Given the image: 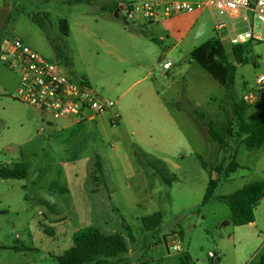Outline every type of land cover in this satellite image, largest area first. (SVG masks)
Masks as SVG:
<instances>
[{"label": "rangeland", "instance_id": "obj_1", "mask_svg": "<svg viewBox=\"0 0 264 264\" xmlns=\"http://www.w3.org/2000/svg\"><path fill=\"white\" fill-rule=\"evenodd\" d=\"M104 1L0 0V50L19 38L74 78L90 75L98 93L116 102L93 118L55 120L14 97L20 72L0 59V161L30 163L27 178L0 177V264H58L57 256L73 244L74 232L88 225L122 232L129 250L121 256L127 264H256L264 246V198L255 221L236 226L218 196L264 178L260 150L240 145L237 159L246 167L241 165L232 180L221 179L215 196L202 204L209 179L217 175L215 166L228 161L230 153L210 137L194 109L221 133L231 126L232 141L237 130L235 121L229 122L233 102L224 87L191 57L196 46L217 36L210 12L194 10L192 19L168 36L166 18H160L153 25L160 32L155 35L151 25L114 15L127 0L114 9ZM62 20L69 24L68 34ZM123 27L141 35L135 51ZM255 31L264 36V23L256 20ZM219 39L232 53L225 32ZM125 51L140 66L129 58L123 61ZM244 57L246 62L234 60L237 102H245L256 75L264 72V41L249 42ZM166 60L173 65L163 71ZM219 107L220 115L210 117V110ZM118 109L128 124L114 118ZM262 110L264 94L247 106L245 118ZM170 114L182 138L167 120ZM161 150L179 166L155 163L154 157L166 156ZM97 159L105 182L94 165ZM154 212L162 214V223L147 230L142 217ZM179 230L182 250L171 247L168 252L164 235Z\"/></svg>", "mask_w": 264, "mask_h": 264}, {"label": "built area", "instance_id": "obj_2", "mask_svg": "<svg viewBox=\"0 0 264 264\" xmlns=\"http://www.w3.org/2000/svg\"><path fill=\"white\" fill-rule=\"evenodd\" d=\"M196 9L210 12L217 36L221 38L225 32L232 46L264 41L262 33L255 31L256 20L264 23V0H130L117 5V13L133 23L139 16L147 21H157ZM0 59L20 72L14 97L50 113L54 119L80 121L95 117L116 104L113 99L100 95L87 77L74 78L60 64L39 54L19 38L4 44ZM172 65L173 61L166 60L162 70H168ZM263 94L264 72H259L256 86L247 94L245 101L252 104ZM118 117L115 114L116 120ZM164 242L168 249L182 250L174 232L165 236Z\"/></svg>", "mask_w": 264, "mask_h": 264}, {"label": "trees", "instance_id": "obj_3", "mask_svg": "<svg viewBox=\"0 0 264 264\" xmlns=\"http://www.w3.org/2000/svg\"><path fill=\"white\" fill-rule=\"evenodd\" d=\"M62 29L68 34L69 24L62 20ZM249 42L234 45L232 48L233 58H229L222 41L216 36L196 46L191 51L192 59L202 65L215 79L226 89V95L233 102L232 121H235L236 139L235 145L231 148L228 161H222L215 166L217 175L209 179L202 204H206L215 196L216 188L221 179H226L235 172L241 164L238 157V144H244L248 150H258L264 146V110L253 119L245 118L244 111L249 105L245 102H237L234 99V83L236 75V64L246 62L245 50ZM203 124L208 125V132L213 140L222 145L229 146L226 134L219 132L213 127L212 120L207 119L206 114L194 109ZM230 126L227 134L233 132ZM149 154V153H146ZM157 164H165L160 158L154 157ZM204 164V162H202ZM96 170L102 172V180L106 181L101 161H95ZM30 163L26 160H15L11 162L0 161V177L3 179H24L29 174ZM164 171L165 167L157 168ZM98 178V177H96ZM219 200L225 202L231 210V222L236 226L249 224L255 221V210L260 200L264 198V179L248 182L240 188L228 194L219 195ZM162 214L154 212L151 215L142 217L145 229H157L162 223ZM182 237V230L178 231ZM129 250L125 235L122 232L105 233L95 225H88L77 229L73 234V244L61 255L57 256L58 264H127L126 258L121 254ZM187 260L188 256L182 258ZM256 264H264V249Z\"/></svg>", "mask_w": 264, "mask_h": 264}, {"label": "crops", "instance_id": "obj_4", "mask_svg": "<svg viewBox=\"0 0 264 264\" xmlns=\"http://www.w3.org/2000/svg\"><path fill=\"white\" fill-rule=\"evenodd\" d=\"M119 1H125V0H106V1H104V3H103V5H106L107 7H110V8H113L114 9V7H115V5L119 2ZM128 1V0H127ZM130 1V0H129ZM113 11V10H112ZM194 11H191V12H185V13H181V14H179V15H175V16H172V17H168V18H166V19H163L164 20V22H163V25L165 26L164 28H165V34H166V36H168V33L167 32H170L171 34H172V29L174 28V27H180L181 25H183V24H185L186 22H189L191 19H192V17H193V15H191L192 13H193ZM114 15L116 16V17H119L120 16V14L119 13H114ZM198 15V14H197ZM196 15V16H197ZM156 22H158V21H147L146 19H144L142 16H139L138 18H137V20L135 21V23H137V24H139V25H151V31H152V33H154L155 35L156 34H159L160 32H159V29L157 28V29H155L154 27H153V25H154V23H156ZM125 30H128V32H130V33H128L129 35H128V45L135 51L137 48H139L140 47V38H139V36H141L140 34H138L135 30H132V29H128L127 27H123ZM190 28V26H188V28L186 29V30H188ZM142 32H144V30H142ZM111 46L113 47V48H115V49H117V47H116V45L113 43V44H111ZM0 53H1V50H0ZM121 53H123V52H121ZM229 53H231V51L229 52ZM124 54L126 55V57L123 59V58H121L123 61H126V59L127 58H129V59H131L132 61H134L135 62V64H136V66L138 67V66H140V62L138 61V60H136L135 58H132L131 56H129L128 55V53L125 51L124 52ZM171 69V68H170ZM170 69H168V70H170ZM85 76L90 80V75H87V74H85ZM19 77H20V75H19ZM223 86V85H222ZM18 87V86H17ZM224 87V86H223ZM224 90L226 91V89H225V87H224ZM226 95V94H225ZM220 110H221V108L219 107L218 109H211L210 110V112L211 113H208L209 114V116L211 117V116H215V115H217V116H219L220 115ZM115 114H118L119 115V117H118V120H119V122L122 120L123 122H124V124H128V122L126 121V119H125V117H124V115L120 112V110L118 109L116 112H115ZM209 117V118H210ZM91 118H93V117H91ZM232 119V115L230 116V119H229V122H230V120ZM55 120H57V119H55ZM59 120V119H58ZM61 120H65V119H61ZM71 120V119H70ZM167 120H169V122L171 123V125H172V127L175 129V131H176V133L178 134V137L180 138H182L184 135L182 134V130H181V128H180V125H179V123L175 120V118H173V116L170 114L169 116H167ZM73 121H75V120H73ZM50 122H53L52 120H50ZM131 122V121H130ZM229 122H228V124H229ZM227 130H228V125H227V127L225 128V132H224V134H226V140H227V142H228V145L229 146H225V145H222L223 146V148L225 147L226 149H227V151H229V153L231 152V148H233L234 147V143H235V141L233 140L232 141V136H230V134H227ZM183 143L184 144H189L188 142H187V140L184 138V141H183ZM240 145H243L242 143L241 144H238V150H239V147H240ZM229 147H231V148H229ZM258 150H260V151H258V153H259V157H260V161H261V168H264V146H262L260 149H258ZM148 153H151V150H148L147 151ZM161 152H163V153H165L166 154V156H163V157H161L160 159L161 160H163V162L165 163V164H172L174 167H178L179 166V164L177 163V162H175L174 160H172V156L168 153V152H165V151H163V150H161ZM107 155H108V157H112L113 158V155H112V152H110L109 151V149H108V151H107V153H106ZM152 154V153H151ZM169 155V156H168ZM155 156V155H154ZM171 156V157H170ZM181 157L182 158H185V154H182L181 155ZM157 158H159V157H157ZM241 164V163H240ZM243 167H246L245 165H243V164H241ZM240 168V167H239ZM237 172V170L235 171V172H233V173H231L230 174V176H228L225 180H232L233 178H235L234 176H233V174H235ZM244 175L242 174L241 175V177H243ZM213 177V176H212ZM261 179H264V178H261ZM106 180H107V177H106ZM244 184H241L238 188H240L241 186H243ZM224 195V194H223ZM175 231V230H174ZM174 233H176V232H174ZM177 234V236H178V233H176ZM167 234H165L164 235V237L166 236ZM178 238H179V236H178ZM180 239V238H179ZM166 247H167V245H166ZM263 249H264V246H263ZM167 251L169 252V249H168V247H167ZM263 252V251H262ZM262 254V253H261ZM261 254H260V256H261ZM170 256H172V253H168L167 255H166V257H170ZM258 262V261H257Z\"/></svg>", "mask_w": 264, "mask_h": 264}, {"label": "water", "instance_id": "obj_5", "mask_svg": "<svg viewBox=\"0 0 264 264\" xmlns=\"http://www.w3.org/2000/svg\"><path fill=\"white\" fill-rule=\"evenodd\" d=\"M236 63H237V61H236Z\"/></svg>", "mask_w": 264, "mask_h": 264}]
</instances>
